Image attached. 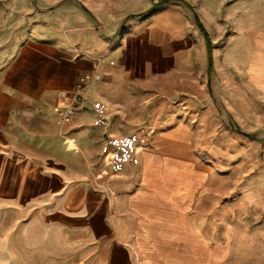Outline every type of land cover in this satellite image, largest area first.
<instances>
[{"label":"crops","instance_id":"1","mask_svg":"<svg viewBox=\"0 0 264 264\" xmlns=\"http://www.w3.org/2000/svg\"><path fill=\"white\" fill-rule=\"evenodd\" d=\"M159 1L132 16L134 0H0V199L113 258L143 244L142 264H172L161 244L199 238L184 211L195 167L162 152L192 133L180 113L196 104L206 39L187 5ZM221 6L242 13L238 54L244 22L260 23L248 74L264 89V0Z\"/></svg>","mask_w":264,"mask_h":264},{"label":"rangeland","instance_id":"2","mask_svg":"<svg viewBox=\"0 0 264 264\" xmlns=\"http://www.w3.org/2000/svg\"><path fill=\"white\" fill-rule=\"evenodd\" d=\"M140 1L134 0L130 15L143 14ZM176 1L194 13L210 42L197 77L196 104L180 113L192 133L162 152L180 160L182 170L195 167L197 182L184 211L199 238L163 243L157 253L172 264H264V89L248 74L260 23L244 22L238 54L230 47L241 12L228 14L221 0ZM7 202L0 199V264L146 263L149 250L143 244L129 247L130 256L118 252L113 258L99 253V241L64 238Z\"/></svg>","mask_w":264,"mask_h":264},{"label":"built area","instance_id":"3","mask_svg":"<svg viewBox=\"0 0 264 264\" xmlns=\"http://www.w3.org/2000/svg\"><path fill=\"white\" fill-rule=\"evenodd\" d=\"M88 78H89L88 75H82L79 76L75 82V86H74L75 91L73 94V98L76 103L80 99L81 92L84 90ZM74 109L75 106L70 105V106H66L65 108L58 109L57 113L63 122H67L70 119L71 114L74 112Z\"/></svg>","mask_w":264,"mask_h":264},{"label":"trees","instance_id":"4","mask_svg":"<svg viewBox=\"0 0 264 264\" xmlns=\"http://www.w3.org/2000/svg\"><path fill=\"white\" fill-rule=\"evenodd\" d=\"M166 0H161L158 4L155 5V7H157L158 5H160L161 3L165 2ZM198 24L201 26V23L199 22L198 18H197ZM205 33V37H206V43L208 45V49L210 48V42H209V37L207 36L206 32ZM208 61H209V68H210V57L208 56Z\"/></svg>","mask_w":264,"mask_h":264}]
</instances>
